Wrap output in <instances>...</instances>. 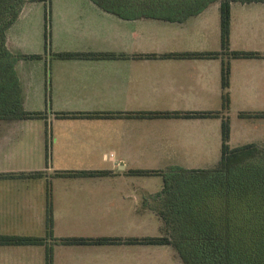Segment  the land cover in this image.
<instances>
[{
    "label": "crops",
    "instance_id": "crops-1",
    "mask_svg": "<svg viewBox=\"0 0 264 264\" xmlns=\"http://www.w3.org/2000/svg\"><path fill=\"white\" fill-rule=\"evenodd\" d=\"M57 1L61 2L57 9L63 10L58 11L59 40L51 39L55 50L50 49V58H43L47 50H21L15 34L9 33L10 28L7 32L13 51L41 54L20 59L16 69L24 107L42 111L45 117L0 119V172L44 173L37 178L0 177V233L46 234L48 176L67 178L59 184L51 180L54 237H129L134 235L130 226L150 225L160 232L162 222L154 208L162 184L152 186L156 183L149 179H133L138 175H130L128 170L163 165L193 168L191 163L217 162L221 118L133 117L125 113L219 110L223 60L130 55L220 50V2L197 14L167 20L123 18L92 0ZM230 48L263 54L230 60V145L264 144V118L239 116L240 111H264V2H232ZM64 51L126 56L56 55ZM44 66L47 76L43 82L37 73ZM91 112L119 113L113 117L83 115ZM61 113L83 114L66 117ZM29 137L34 141L33 153L31 143L27 145ZM22 162L27 168H21ZM91 169L111 172L92 177L54 176L58 170ZM48 243L54 248V264H113L103 259L109 257L105 253H127L122 256L125 261L117 258V264H130V246L146 253L162 250L156 245L127 243L65 245L51 238ZM45 251L44 244L0 245V264H45ZM27 255L37 261L26 259Z\"/></svg>",
    "mask_w": 264,
    "mask_h": 264
},
{
    "label": "trees",
    "instance_id": "trees-1",
    "mask_svg": "<svg viewBox=\"0 0 264 264\" xmlns=\"http://www.w3.org/2000/svg\"><path fill=\"white\" fill-rule=\"evenodd\" d=\"M34 1L47 4L51 0H0V119H33L45 113L27 110L23 105L21 82L16 69L22 58L41 54L13 51L7 43L8 29L16 23L25 6ZM103 10L123 18L151 17L179 20L197 14L208 5L220 2L221 49L169 53H135L130 57H221L222 104L208 111H130L133 117L221 118V156L212 166L187 168H130V175L163 179L155 194L154 211L161 219L160 234L119 236H53V200L50 176L47 180V218L44 236L0 233V245L46 246L45 264H54V248L48 239L65 245L142 244L170 245L185 264H264V144L249 142L230 145L231 58L261 57L258 51L230 48L232 2H264V0H92ZM48 37H45V50ZM63 58L124 57L126 54L104 51H64ZM119 112L61 113V116L113 117ZM240 117L264 118V111H240ZM110 170H58L54 176L92 177ZM43 170L18 173L0 172V177L37 178ZM48 181H50L48 183Z\"/></svg>",
    "mask_w": 264,
    "mask_h": 264
},
{
    "label": "rangeland",
    "instance_id": "rangeland-1",
    "mask_svg": "<svg viewBox=\"0 0 264 264\" xmlns=\"http://www.w3.org/2000/svg\"><path fill=\"white\" fill-rule=\"evenodd\" d=\"M61 4V2L57 0H51V3L45 4L41 1H34L28 3L19 18V20L14 23L10 29L9 33L15 34L17 38L18 45L20 46V49L26 50L29 52H41L45 53V37L47 34L48 37V44H47V56L46 54L43 56V58H50V49H54V45L51 46V39L54 37V39L59 40V34H58V25L56 22L58 21V11L63 10L57 9V6ZM75 35L77 36L78 30L76 29L74 31ZM14 36V37H15ZM55 41V40H54ZM56 41V42H57ZM19 49V50H20ZM55 50V49H54ZM53 50V51H54ZM45 66L39 70L37 75L42 78V81L46 79L47 74H45ZM30 73H27L29 75ZM22 94V89H21ZM23 95V94H22ZM37 102V101H36ZM44 105V103H42ZM32 106H38V105H32ZM37 107H32V109H36ZM31 143V152H34V141L32 138L29 137L27 139V145ZM27 147V146H26ZM33 159L34 163V157H31ZM24 159V158H23ZM22 159V160H23ZM215 161H206V162H198V163H191L194 164L195 167H208L214 165ZM33 166H38L37 163ZM50 166H52V162L48 163ZM48 165V166H49ZM21 168H27L25 166H28L27 163H23L20 165ZM57 165H54V168H56ZM169 165H163L158 168H167ZM52 168V167H51ZM133 179H146L153 183L152 186H159L163 183V179L159 175H153V176H132ZM55 180L56 184H59V182L67 181V178H56L51 179ZM40 179L35 180L36 184H39ZM43 181V179L41 180ZM45 183V180L43 181ZM50 181H48L49 183ZM52 183V182H50ZM161 187V186H160ZM130 234L134 235H141V234H160L159 229L152 227L151 225L148 227H135L130 226ZM156 247H160V249L164 251L154 252V253H146L144 251H139L141 248L137 246H130V264H185L182 259L180 258L179 254L175 251L174 248L170 245H156ZM158 249V248H157ZM108 254L109 257H103L105 260H110L113 264H117V258H121L120 260L125 261L126 257L122 258L123 255L126 254H118V253H105ZM28 260L31 261H37V258L30 257L27 255L25 257ZM21 259V258H18Z\"/></svg>",
    "mask_w": 264,
    "mask_h": 264
}]
</instances>
